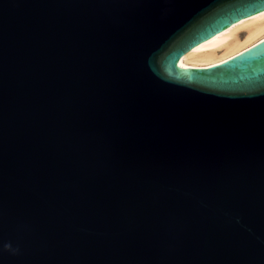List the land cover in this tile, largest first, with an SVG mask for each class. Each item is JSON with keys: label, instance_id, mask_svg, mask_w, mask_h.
<instances>
[{"label": "water", "instance_id": "95a60500", "mask_svg": "<svg viewBox=\"0 0 264 264\" xmlns=\"http://www.w3.org/2000/svg\"><path fill=\"white\" fill-rule=\"evenodd\" d=\"M263 10L0 0V264H264V39L179 64Z\"/></svg>", "mask_w": 264, "mask_h": 264}, {"label": "bare ground", "instance_id": "6f19581e", "mask_svg": "<svg viewBox=\"0 0 264 264\" xmlns=\"http://www.w3.org/2000/svg\"><path fill=\"white\" fill-rule=\"evenodd\" d=\"M264 39V10L244 18L187 51L179 64L207 67L218 64Z\"/></svg>", "mask_w": 264, "mask_h": 264}, {"label": "clouds", "instance_id": "9594fccd", "mask_svg": "<svg viewBox=\"0 0 264 264\" xmlns=\"http://www.w3.org/2000/svg\"><path fill=\"white\" fill-rule=\"evenodd\" d=\"M4 250L11 252V254H13V255H16V254L19 253V248L18 247L17 248H13L10 243L4 245Z\"/></svg>", "mask_w": 264, "mask_h": 264}]
</instances>
